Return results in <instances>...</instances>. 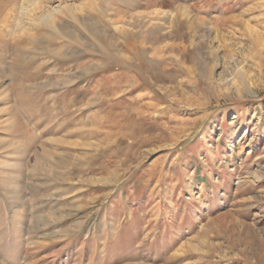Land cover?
<instances>
[{
	"label": "rangeland",
	"instance_id": "1",
	"mask_svg": "<svg viewBox=\"0 0 264 264\" xmlns=\"http://www.w3.org/2000/svg\"><path fill=\"white\" fill-rule=\"evenodd\" d=\"M37 1L0 0V264H264V0Z\"/></svg>",
	"mask_w": 264,
	"mask_h": 264
},
{
	"label": "bare ground",
	"instance_id": "2",
	"mask_svg": "<svg viewBox=\"0 0 264 264\" xmlns=\"http://www.w3.org/2000/svg\"><path fill=\"white\" fill-rule=\"evenodd\" d=\"M32 1V0H31ZM35 1V0H34ZM37 1V0H36ZM124 1H126V3H129L131 0H124ZM136 1V0H135ZM134 1V2H135ZM140 1V0H139ZM41 2H42V0H41ZM137 3V2H136ZM35 4H39V1H37ZM83 4V3H82ZM81 4V5H82ZM131 4V3H130ZM140 6V5H139ZM134 7V6H133ZM51 14H53V13H51ZM151 14V13H150ZM49 15V14H48ZM146 16V15H145ZM177 16V15H176ZM148 17V16H147ZM151 17H153V16H151ZM141 18H144V15L142 14V16H141ZM150 18V17H149ZM176 19V18H175ZM147 20V19H146ZM174 21V20H173ZM20 24V23H19ZM24 25V24H23ZM151 25V24H150ZM149 25V26H150ZM95 31V30H94ZM88 35V34H87ZM97 39V38H96ZM143 45V47L145 48L146 46L144 45V44H142ZM152 45V44H151ZM147 48H150L151 50H155L156 51V48H154L153 46H148Z\"/></svg>",
	"mask_w": 264,
	"mask_h": 264
},
{
	"label": "crops",
	"instance_id": "3",
	"mask_svg": "<svg viewBox=\"0 0 264 264\" xmlns=\"http://www.w3.org/2000/svg\"><path fill=\"white\" fill-rule=\"evenodd\" d=\"M110 60H112V58H111ZM123 61H124V60H120V61L117 60L116 63H117L118 65H120V64L123 65V68L126 69V65H127V67H128V62H127V63H124ZM130 61H131V60H130ZM130 63H131V62H129V64H130ZM110 64H112V63H109V65H110ZM126 71H127V72H131L129 69H126ZM112 72H113V71H112ZM127 72H126V73H127ZM113 76H114V75H113ZM115 76H116V74H115ZM115 76H114V77H115ZM133 76H134V74H133Z\"/></svg>",
	"mask_w": 264,
	"mask_h": 264
}]
</instances>
